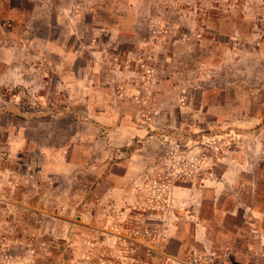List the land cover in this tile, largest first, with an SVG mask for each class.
Listing matches in <instances>:
<instances>
[{"label":"rangeland","instance_id":"1","mask_svg":"<svg viewBox=\"0 0 264 264\" xmlns=\"http://www.w3.org/2000/svg\"><path fill=\"white\" fill-rule=\"evenodd\" d=\"M46 2L0 31V264H264V0Z\"/></svg>","mask_w":264,"mask_h":264},{"label":"crops","instance_id":"2","mask_svg":"<svg viewBox=\"0 0 264 264\" xmlns=\"http://www.w3.org/2000/svg\"><path fill=\"white\" fill-rule=\"evenodd\" d=\"M17 0H0V19L1 18H6L10 19L13 23V27L11 30L8 31H3L0 26V31L3 32V35H15L17 33H20V31L24 28V26H28L32 28L33 25H29L26 23H21L23 19H31L32 21L34 20L35 17H39L41 14H39L38 9L40 8V5L42 6V9L46 5V0H25V1H30L31 2V8L33 10H36V12L30 11L32 9L24 10L20 5L16 3ZM61 16H63V12H59ZM57 14V15H58ZM1 32H0V37H1ZM167 243V242H166ZM165 246H163L164 248ZM166 253L164 255L167 257V260L169 261L170 264H172V258L175 257H180L184 253H179V254H174L170 252V249L166 248Z\"/></svg>","mask_w":264,"mask_h":264},{"label":"built area","instance_id":"3","mask_svg":"<svg viewBox=\"0 0 264 264\" xmlns=\"http://www.w3.org/2000/svg\"><path fill=\"white\" fill-rule=\"evenodd\" d=\"M8 25L10 23L8 22ZM172 264H235L228 261L226 252L214 254L204 250L188 251L180 257L172 258Z\"/></svg>","mask_w":264,"mask_h":264}]
</instances>
